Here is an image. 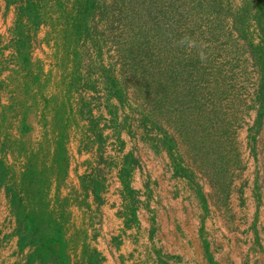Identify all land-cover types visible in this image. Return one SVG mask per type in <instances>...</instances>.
<instances>
[{"label":"rangeland","instance_id":"rangeland-1","mask_svg":"<svg viewBox=\"0 0 264 264\" xmlns=\"http://www.w3.org/2000/svg\"><path fill=\"white\" fill-rule=\"evenodd\" d=\"M263 79L264 0H0V184L15 219L17 194L67 222V139L95 134L121 155L164 151L217 202L247 193L264 216Z\"/></svg>","mask_w":264,"mask_h":264},{"label":"crops","instance_id":"crops-1","mask_svg":"<svg viewBox=\"0 0 264 264\" xmlns=\"http://www.w3.org/2000/svg\"><path fill=\"white\" fill-rule=\"evenodd\" d=\"M109 136L67 139L55 187L72 264H93L92 252L95 264H264V216L246 211L255 196L223 193L217 202L211 184L185 176L166 152L103 150ZM16 230L0 184V264H27Z\"/></svg>","mask_w":264,"mask_h":264},{"label":"trees","instance_id":"trees-1","mask_svg":"<svg viewBox=\"0 0 264 264\" xmlns=\"http://www.w3.org/2000/svg\"><path fill=\"white\" fill-rule=\"evenodd\" d=\"M262 82V81H261ZM261 93L264 95V79ZM264 106L260 113L263 112ZM13 212L19 225L18 236L21 248L27 245L36 247L34 253L42 264H72L68 253V239L65 225L52 215L25 212L22 200L17 194L11 198ZM91 263H98L95 254H90Z\"/></svg>","mask_w":264,"mask_h":264},{"label":"clouds","instance_id":"clouds-1","mask_svg":"<svg viewBox=\"0 0 264 264\" xmlns=\"http://www.w3.org/2000/svg\"><path fill=\"white\" fill-rule=\"evenodd\" d=\"M181 44H186L189 48L195 46V42L192 41L191 39L187 38V37H185L183 40H181ZM200 58H201V60L205 59V56L203 53L200 54Z\"/></svg>","mask_w":264,"mask_h":264}]
</instances>
